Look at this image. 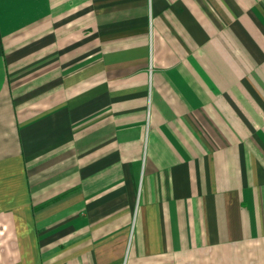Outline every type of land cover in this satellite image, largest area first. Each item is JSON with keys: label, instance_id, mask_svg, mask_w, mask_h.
Masks as SVG:
<instances>
[{"label": "crops", "instance_id": "crops-1", "mask_svg": "<svg viewBox=\"0 0 264 264\" xmlns=\"http://www.w3.org/2000/svg\"><path fill=\"white\" fill-rule=\"evenodd\" d=\"M0 264H264V0H0Z\"/></svg>", "mask_w": 264, "mask_h": 264}]
</instances>
